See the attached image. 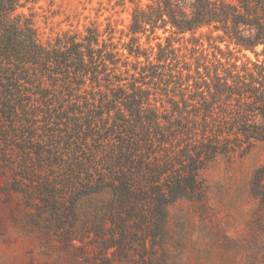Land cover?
Listing matches in <instances>:
<instances>
[{
  "label": "trees",
  "instance_id": "16d2710c",
  "mask_svg": "<svg viewBox=\"0 0 264 264\" xmlns=\"http://www.w3.org/2000/svg\"><path fill=\"white\" fill-rule=\"evenodd\" d=\"M35 1L0 0L6 189L61 229L107 192L113 239L155 246L169 205L203 197L209 164L264 143V0H146L116 40L110 25L42 39L18 12Z\"/></svg>",
  "mask_w": 264,
  "mask_h": 264
},
{
  "label": "rangeland",
  "instance_id": "374dc122",
  "mask_svg": "<svg viewBox=\"0 0 264 264\" xmlns=\"http://www.w3.org/2000/svg\"><path fill=\"white\" fill-rule=\"evenodd\" d=\"M145 2L36 0L18 12L33 15L42 39L66 29L84 32L86 26H97L104 38L110 25L116 40L130 22L132 7ZM139 41L144 47L156 43L144 36ZM201 178L203 197L169 205L163 238L142 247L138 235L121 244L109 223L101 225L107 192L80 199L78 219L61 229L48 223L46 213L37 223L36 208L6 189L8 175H0V264H264V143L255 141L242 156L218 158Z\"/></svg>",
  "mask_w": 264,
  "mask_h": 264
}]
</instances>
